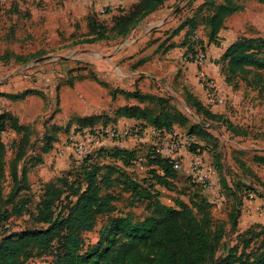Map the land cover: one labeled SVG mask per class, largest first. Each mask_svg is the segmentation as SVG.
Returning a JSON list of instances; mask_svg holds the SVG:
<instances>
[{
	"label": "rangeland",
	"instance_id": "obj_1",
	"mask_svg": "<svg viewBox=\"0 0 264 264\" xmlns=\"http://www.w3.org/2000/svg\"><path fill=\"white\" fill-rule=\"evenodd\" d=\"M209 1L165 0L161 9L175 12L178 24L188 16L196 15L197 19H200L202 14H211L214 5ZM221 1L211 0L213 3ZM234 2L240 9L224 20L223 31L221 29L214 37V44H221L227 33L236 40L242 36H264V4L257 0ZM109 3L106 0L101 5ZM110 8L108 12L100 13L98 7L92 4V0H0V83H6L3 86L4 92L12 94L25 90L38 92L18 100L0 96V112L10 111L22 124H28L32 128L26 135L27 142L21 148L19 160H14V157L15 152H20V149L16 151L13 147L18 135L11 129L0 133L1 140L6 144L1 203L6 215L0 240L16 237L24 230L45 227L33 219L36 214L35 206L41 196L39 170L35 169L36 165L29 167L33 147L51 140L54 157L58 158L56 152L62 149L65 159V167L54 176L69 171L64 173L70 174L69 178H65L71 182L79 180V167L85 157L78 158L72 149L66 146V138L72 131L83 126L82 124L85 125L83 127L115 126L118 129L117 136L104 137L99 144L93 141L85 142L92 154L101 148L112 149L119 144L122 148L134 149L140 159L136 164L130 163L131 166L123 167L117 159L107 155L110 151L106 150L95 155L94 162L101 165L111 164L132 175L139 183L151 184L146 181L143 183V179L149 178L145 155L149 150L157 153L155 142L146 137L147 134H135V129L142 126V121L126 117L121 108H149L151 117L163 123L162 117L158 116L162 105L157 101L140 102L117 92L115 89L118 90V87L103 85L100 80L115 85H126L125 81H121L120 74H114L108 58L117 54L120 47L118 43H113L116 40L112 39L85 41L92 36L88 35L87 29L86 17L89 13H95L98 21L94 24H98V28H104L109 38L115 37L114 32L110 31L114 17L122 14L121 11L126 8L120 5L114 8L111 4ZM138 16L139 13H136L134 18L123 21L120 27L130 26V31L132 27L140 24ZM193 33L198 34L200 43L205 47V42H208L207 32L198 26ZM194 34L190 36V41L194 39ZM185 51L186 49L181 58ZM14 55L24 59L16 60ZM261 74L264 78V73ZM253 75V72L248 75L249 81ZM231 83L235 88L227 94L224 104L213 110L202 101L200 107L196 101L188 102L182 88L175 90L176 95H169V102L179 108L182 116L177 115L179 117L172 119V122H176L173 132L189 137L196 146L194 150L182 155V168L177 171L183 176H188L186 170L192 154L199 152L211 168L213 185L209 189H202L188 180L186 185L174 184L173 189L168 192L158 185L153 188V193L158 192L159 201L165 204H173L177 198L174 191L181 192L184 200H187L196 190L199 196L202 195L210 201L212 209L209 211H212L215 222L225 223L223 230L226 235L216 256H222L225 253L224 248L236 244V233H243L254 224L264 227V163L252 162L250 157L248 158L249 153L264 155V95L257 93V86L247 83L241 76L233 78ZM209 112L218 114L220 118H212ZM128 129L132 130L131 135L124 134ZM45 154L46 152L42 154L41 163ZM237 159L244 164L238 163ZM23 165L29 167V188L22 190L18 197L8 199L12 186V170L17 178H20ZM124 181V176H120V180L110 187L109 191L115 196L111 203L113 210L98 216L93 229L83 233V251L89 246L99 245L101 248L104 245V239H100L103 238L102 232H106L111 218L127 215L133 220H141L150 215L152 204L148 210L144 207L150 198L141 194L130 195L125 189ZM170 192H173V195ZM249 193L254 195L251 202L247 199ZM22 197L28 202L22 213L15 215L11 211L12 205ZM252 212L254 215L250 216ZM95 249L98 251V248ZM140 250L138 264L146 252L144 242L140 243ZM27 264H53V259L44 253L40 257L30 259Z\"/></svg>",
	"mask_w": 264,
	"mask_h": 264
},
{
	"label": "trees",
	"instance_id": "obj_2",
	"mask_svg": "<svg viewBox=\"0 0 264 264\" xmlns=\"http://www.w3.org/2000/svg\"><path fill=\"white\" fill-rule=\"evenodd\" d=\"M164 1L138 0L128 9L121 11L122 14L114 17L110 30L114 32V38H109L104 28H98V24H94L95 21H98L95 13H89L86 17L88 20L87 29L88 35L92 36L85 41L97 42L98 40H116L124 37L129 32L130 26L120 27L123 21L134 18L136 13H139L138 18L141 21L161 7ZM257 2L264 4V0H257ZM209 3L214 5L211 14L208 16L202 14L198 20L195 15L187 17L173 30L176 33L185 25H189L186 34L187 40H185L187 41L186 50H192L196 43L194 39L190 41V36L194 34L198 24L203 25L204 32H207L208 42L213 43L214 37L222 29L224 20L240 9L234 0H222L219 3H213L210 0ZM15 55L16 60L24 59L22 56ZM217 63L220 65L225 83L232 89L235 87L231 80L236 76H241L247 83L257 86V93L264 95V78L261 74L264 73V36L240 37L225 49ZM251 72L254 75L249 81L248 75ZM115 90L140 102L157 101L162 105L158 116L162 117L163 123L151 117L149 108L122 107L121 111L127 115L126 117L142 121V126H151L167 131L174 129L176 122H172V119L179 117L177 115H180L181 112L177 106L171 104V101L169 102V96L142 93L138 89L133 91ZM32 93L38 92L34 90H25L19 94L0 92V96H6L13 100L21 99ZM185 97L189 100L188 102L196 101L198 107L202 105V102L189 92H185ZM209 113L214 119L220 118L218 114ZM221 122L225 124L223 121ZM6 129H11L18 135L13 147L16 151L18 148L20 149V152H15L14 157V160H19L21 148L27 142L26 135L31 132L32 128L28 124L20 123L10 112L2 111L0 112V133ZM212 137L215 140V137ZM51 147V140L44 141L41 146L33 147V156L29 158L31 159L29 167L41 163L42 154L48 153L52 149ZM195 147L192 145L191 150H194ZM106 150L110 151L107 155L117 159L123 167L131 166L130 163L136 164L140 160L134 149L116 146L112 149L101 148L97 150V153L88 154L84 158L79 167L80 178L78 181H69L65 177L69 178L70 174H64L69 171H63L58 176H53L50 180L41 183V196L35 206L36 214L33 219L45 227L24 230L16 237H5L0 240V264H27L30 259L40 257L44 253L52 256L53 264H138L141 255V242L146 244V252L143 254L140 264H264L263 226L254 224L243 233H236V244L224 248L225 253L222 256H216L220 244H223L221 241L226 235L223 230L225 223L223 225L215 222L212 211H209L212 209L211 203L194 190L187 201L177 197L174 199L173 205L167 206L160 203L158 192L153 193V188L156 185L172 189L177 182H188L187 176H183L179 171L173 169L165 158L149 150L145 155V167L149 178L143 179V183L146 181L151 184L143 185L132 175L120 171L119 168L111 164L101 165L94 162L95 155ZM5 153L6 144L0 138V233L6 215V210L1 207ZM249 154L250 161L264 163V155ZM237 162L244 164L239 159ZM29 167L23 165L20 178H17L12 170V186L8 199L18 197L22 190L29 188L27 177ZM120 176H124L125 189L130 192V195L141 194L143 197L150 198L149 202L144 204L147 210L152 204L150 215H146L141 220H133L127 215L111 218L109 226L105 229L106 232H102L103 238L100 239H104V245L101 248L99 245L89 246L83 251V233L93 229L98 216L108 214L113 210L111 203L115 196L109 190L120 180ZM192 185L195 184L192 183ZM27 202L28 200L23 197L17 200L12 205V213L21 214ZM64 202L66 203L63 204ZM95 248H98V251Z\"/></svg>",
	"mask_w": 264,
	"mask_h": 264
},
{
	"label": "crops",
	"instance_id": "obj_3",
	"mask_svg": "<svg viewBox=\"0 0 264 264\" xmlns=\"http://www.w3.org/2000/svg\"><path fill=\"white\" fill-rule=\"evenodd\" d=\"M108 1L114 8L120 5V7L128 9L130 5L136 3L138 0ZM162 6L148 14L140 21V24L132 27L124 37H120L113 42L118 43L117 45L120 49L117 50V54H112V56L108 58L112 66V71L114 74H120V76H122L121 81H125L126 85H115L112 84V82H103V80H100L102 84L115 86L124 91L138 89L142 93L164 96L176 95L177 93L175 90L182 88L181 90L183 93L189 92L204 103V93L198 84V73L203 71L206 75L216 80V83L226 99L227 94L231 93L233 89L225 83L217 60L225 49L236 39L231 38L229 33H227L225 40L221 41V44H214L206 41L207 60L202 67L184 63L181 55L186 49L185 45L187 41L185 40H187L186 34L189 25H185L176 33H174L173 30L186 20L187 17L176 24V13L161 9ZM198 26L199 29L205 30L202 24H198ZM36 62H38V60H36ZM4 84L6 83H0V92H4ZM4 93L12 94L11 92ZM216 107H211V109L213 110V108ZM10 113L12 115L14 114L12 112ZM15 117L19 121V118L17 116ZM63 167H65V159L54 157L53 150H51L43 156V162L37 164L35 169L39 170L38 175L41 179L40 183H43L50 180V178L57 174ZM177 183L186 185V183L183 182ZM172 189L164 190L168 192ZM170 193L172 194L173 192ZM174 195L184 200V196L181 192L174 191ZM160 203L167 206L173 205L163 202ZM253 215L254 213L252 212L250 216Z\"/></svg>",
	"mask_w": 264,
	"mask_h": 264
},
{
	"label": "built area",
	"instance_id": "obj_4",
	"mask_svg": "<svg viewBox=\"0 0 264 264\" xmlns=\"http://www.w3.org/2000/svg\"><path fill=\"white\" fill-rule=\"evenodd\" d=\"M103 1L105 2L106 0H92V4L98 7V12L100 13H106L109 11L108 8H110V3L105 6L101 5ZM194 40L196 43L193 49L186 50L182 59L186 63L193 64L196 67H202L207 60V52L205 47L200 43L198 34L194 35ZM198 84L204 93L206 105L216 107L224 104L225 96L214 78L201 71L198 73ZM118 133V129L115 126L78 128V130L72 131L68 135L66 138V146L70 147L78 158L86 157L88 154H91V149L89 150L85 142L93 141L99 144L104 137L114 138ZM131 133V129L124 131V134L127 135H131ZM138 133L144 136L147 134L146 137L154 140L156 152L161 157L165 158L168 164L175 170L182 168L180 158L182 155L189 152L193 145L189 137L174 133L173 130L167 131L151 126H139L135 129V134ZM116 147L122 148L119 144H117ZM206 149L209 150L208 148ZM56 155L58 158H63L64 150L58 149ZM186 173L188 174L187 177L189 180L202 189H209L213 185L211 180V168L205 163L199 152L192 154V159L187 166ZM247 199L251 202L254 199V195L250 193L247 194ZM262 212L264 213V208Z\"/></svg>",
	"mask_w": 264,
	"mask_h": 264
}]
</instances>
